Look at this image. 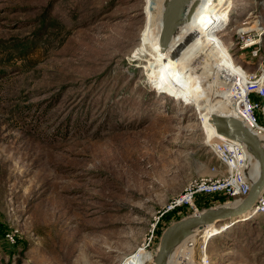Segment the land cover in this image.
I'll return each instance as SVG.
<instances>
[{"label": "rangeland", "instance_id": "1", "mask_svg": "<svg viewBox=\"0 0 264 264\" xmlns=\"http://www.w3.org/2000/svg\"><path fill=\"white\" fill-rule=\"evenodd\" d=\"M143 2L0 0V264H124L153 252L182 217L161 214L165 204L212 173L193 106L147 85L143 62L128 64ZM206 4L200 29L243 88L264 63V0ZM193 201L202 210L224 197ZM240 217L205 239L210 264H264V214ZM201 246L197 237L196 260Z\"/></svg>", "mask_w": 264, "mask_h": 264}, {"label": "bare ground", "instance_id": "2", "mask_svg": "<svg viewBox=\"0 0 264 264\" xmlns=\"http://www.w3.org/2000/svg\"><path fill=\"white\" fill-rule=\"evenodd\" d=\"M169 1L144 0L141 10L133 14L136 16L144 13V17L136 36L137 54L129 52L128 64L135 60L143 62L142 74L147 78V85L151 82L154 89L157 88L159 91L158 93H166L165 96L169 98L173 96L177 101L184 103V107L193 106L196 115L194 119L203 129L205 138H210L214 134L221 136L216 133L215 126L211 123L212 115L236 117L246 125L236 109L238 108L237 97L242 92L241 81L245 75L229 64L223 65H227L230 72L227 74L222 72L220 60L213 56L218 51V46L215 47L212 43L213 34L204 36V31L200 29L205 26H203L204 21L198 19V14L206 11L209 6L206 4L208 0H197L191 13L190 6L195 0H182V16L173 33L162 44L160 40L163 28L162 15ZM216 10L217 12L214 11L217 13L216 17L225 19L226 13L222 14L218 11L219 9ZM203 15L208 18L215 17L210 12L208 14L205 12ZM206 141L207 139H204L205 145H207ZM251 206L239 220L250 216ZM223 226L224 224L219 223L196 233H193L196 230H192L191 234L171 251L169 263L197 264L194 257V244L197 237L201 238V249L207 255L204 250L205 239H211L217 235L223 230ZM182 246L193 250L191 263L183 260L182 255L177 251ZM138 253L152 260L155 251L153 253L139 251Z\"/></svg>", "mask_w": 264, "mask_h": 264}, {"label": "built area", "instance_id": "3", "mask_svg": "<svg viewBox=\"0 0 264 264\" xmlns=\"http://www.w3.org/2000/svg\"><path fill=\"white\" fill-rule=\"evenodd\" d=\"M248 41H251L250 38ZM250 44L253 43L248 45ZM253 55H257V49L253 51ZM239 98V110L236 108L239 116L243 118L250 131L264 140V63L259 65L257 72L246 74ZM205 139L211 156L216 161L211 167L212 173L189 179L180 193L165 204L161 214L173 212L185 216L198 213L200 208L193 201L194 195L198 193L222 196L224 203L227 204L238 203L248 194L251 181L258 176L259 168L245 145L215 134ZM183 206L185 210L182 209ZM260 214H264V190L251 206L249 215L253 218ZM5 238L7 241H14V236L10 233H6ZM201 248L198 260L195 259L196 263L210 264L209 257ZM124 264L154 263L136 252Z\"/></svg>", "mask_w": 264, "mask_h": 264}, {"label": "water", "instance_id": "4", "mask_svg": "<svg viewBox=\"0 0 264 264\" xmlns=\"http://www.w3.org/2000/svg\"><path fill=\"white\" fill-rule=\"evenodd\" d=\"M182 0H170L162 15V44L168 40L182 16ZM197 0L190 6V13L194 10ZM211 123L215 126L216 133L221 136L243 143L259 168L258 176L251 181L246 197L238 203L218 204L200 210L195 214H188L170 222L161 232L158 246L152 257L154 264H170L171 251L180 242L193 233L199 232L211 225L237 219L256 201L264 190V140L255 135L249 128L236 117L212 115Z\"/></svg>", "mask_w": 264, "mask_h": 264}, {"label": "crops", "instance_id": "5", "mask_svg": "<svg viewBox=\"0 0 264 264\" xmlns=\"http://www.w3.org/2000/svg\"><path fill=\"white\" fill-rule=\"evenodd\" d=\"M174 221V220H173Z\"/></svg>", "mask_w": 264, "mask_h": 264}]
</instances>
